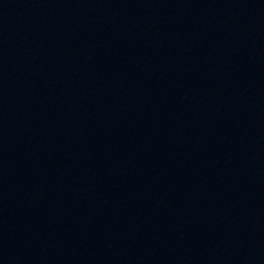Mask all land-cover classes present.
I'll return each instance as SVG.
<instances>
[{
	"label": "water",
	"instance_id": "obj_1",
	"mask_svg": "<svg viewBox=\"0 0 264 264\" xmlns=\"http://www.w3.org/2000/svg\"><path fill=\"white\" fill-rule=\"evenodd\" d=\"M0 264H264V0H0Z\"/></svg>",
	"mask_w": 264,
	"mask_h": 264
}]
</instances>
